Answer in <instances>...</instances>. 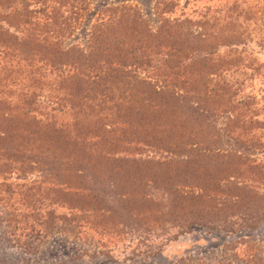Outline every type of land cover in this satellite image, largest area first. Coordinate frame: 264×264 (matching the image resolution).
Returning a JSON list of instances; mask_svg holds the SVG:
<instances>
[{
	"label": "rangeland",
	"instance_id": "rangeland-1",
	"mask_svg": "<svg viewBox=\"0 0 264 264\" xmlns=\"http://www.w3.org/2000/svg\"><path fill=\"white\" fill-rule=\"evenodd\" d=\"M14 8L20 9L21 15L27 16L31 22L50 20L47 35L63 48L80 47L84 50L94 30L97 33L112 28V36L117 40L111 43L113 49L117 52L134 49L137 57L134 65L137 67L130 64L129 72L134 73L137 81L152 77L151 72L159 66L162 55L156 54L155 49L149 53L147 45L139 47L140 53H136L137 42L127 41L124 25L118 24V17L123 19L128 13L143 20L150 31L169 27L172 34L180 37L185 32L182 20L197 22L209 16L211 21L210 15L216 14L225 23L224 28L228 23L230 30L250 37L246 48L251 54L248 59L263 67L261 75L248 79L242 88L244 94L254 96L251 107L257 110L251 115L253 127L231 128L221 117H215L213 121H209L210 118L198 125L185 124L182 129L186 130L173 135L183 143L176 148L165 145L164 135L161 145L154 149L142 143L133 144V140L144 138L151 131H145L144 136L143 132L121 130L117 125L116 130L110 131L114 119L119 121L133 116L124 106L116 107V111H109L104 106L101 111L90 113L85 107L76 105V97L68 96L69 103H65L64 94L57 90L59 82L54 70L50 71L51 67L43 59L37 60V54L32 65L0 59V69L15 66L13 70H18L17 74L8 68L2 70L0 97L16 100L21 87L34 81L38 85L30 86V91H35L40 105L47 106L43 112L50 110L58 123L65 124L72 131L85 125L92 128L94 124L105 123L104 131L109 133L106 141L115 143L109 152L118 158L112 161L115 164L112 170L109 167L96 168L97 183L94 190L84 194L79 222L61 220L45 235L34 236L33 233L41 221H48L37 207L68 215L69 211L75 212L70 207L76 205L75 202L66 198L58 204L50 203L45 197L38 196V191L37 196L34 193L27 198L21 197V185L25 181L28 184L31 178L39 179L37 170L25 179L13 172L6 183L0 178V264H264V210L260 209L262 216L255 220L256 223L252 222L258 214L254 207L264 205V178L253 174L261 170L264 175V40L261 45L258 42V37L264 36V0H0V29H12L7 23L14 21L9 13ZM119 10L127 11L119 13ZM221 21L217 23L218 27L223 26ZM132 25L146 32L144 24L139 21L133 19ZM132 34L129 32L128 38ZM109 52L112 55V51ZM36 68L45 76L40 79L42 84L37 81V76L28 73ZM128 83L132 82L129 80ZM133 90L139 93L144 89L135 85ZM161 113V110L150 111L149 115L155 122L160 116L156 125L158 129L161 122L168 119V115ZM41 145L33 142L30 151L29 146L18 148L32 154L33 151L40 152ZM190 149H195L200 156L197 163L201 167L192 174L193 179H198L200 185L208 177L218 178L220 183L215 184L216 191L210 193L214 200H198L192 212V217L197 216L201 221H205L203 214L213 212L212 224H194L180 231L176 224L165 221L166 209L162 205L168 191L161 184L162 178L166 177L165 171L161 172L160 178L157 176L160 166L145 161L141 166L132 158L162 161V156L165 155L166 159L170 151L185 155ZM238 155L245 164H238ZM255 164L261 167L254 168ZM135 178L140 181L134 183ZM233 184L239 188H234ZM136 190L143 194L141 198L135 195ZM235 193L240 198L232 196ZM11 214H14L13 219H9ZM224 216L231 221L232 230L224 229L228 228ZM6 229L27 236L31 230L33 234L25 238L29 247L19 246L21 239L17 241L11 232L5 234Z\"/></svg>",
	"mask_w": 264,
	"mask_h": 264
},
{
	"label": "trees",
	"instance_id": "trees-1",
	"mask_svg": "<svg viewBox=\"0 0 264 264\" xmlns=\"http://www.w3.org/2000/svg\"><path fill=\"white\" fill-rule=\"evenodd\" d=\"M9 13L14 21L7 23L12 29H0V59L2 61L9 59L15 63L24 61L32 65L37 54V60L43 59L45 64L51 67L50 71L54 70L56 80L59 82L57 90L64 94L65 103H69L68 96L76 97V105L85 107L90 113L101 111L104 106L109 111H116V107L124 106V109L133 116L119 121L114 119L115 125L109 126L111 132L116 130L117 126H120L117 128L121 130L143 132L144 136L147 133L145 131L156 132L133 140L135 146L142 143L157 149L165 135V145L176 148L183 143L176 137L177 135H173L186 130L182 129L185 124L198 125L210 118L209 121H213L215 117L227 120L225 122V125H229L227 127L241 128L243 125L253 127L251 115L257 110H252L251 107L254 96L244 94L242 88L248 79L261 75L263 66L248 59L251 54L246 48L250 37L242 35L237 30H230L228 23L224 28L225 23L219 20L216 14L210 15L211 21L208 20L209 16L198 19L197 22L182 20L185 32L181 37L172 34L169 27L165 30L159 28L160 30L150 31L143 20L133 13L126 14L123 19L119 16L120 21L117 23L124 25L126 40L129 39L133 44L137 42L136 53H140L139 47L147 45L149 53H152L151 49H155L156 54L162 55L158 61L159 66L151 72L152 77L147 76L137 81L134 73L129 72V65H134L137 61L134 49L131 47L130 51L125 48L118 52L117 49H113L111 43L117 40L112 36L113 33L110 31L112 28L97 33L94 30L84 50L80 47L63 48L47 35L50 20L31 22L27 16H22L20 9L17 8ZM127 16L132 19H127ZM133 19L144 24L146 32L135 28L132 25ZM219 21L224 23L223 26L218 27ZM129 32L133 33L130 38ZM258 39L261 45L264 36ZM14 67L6 68L17 74L18 70H13ZM6 68L0 69V83L3 78L2 70L6 71ZM28 73L32 77L37 76L39 84L43 83L40 79L45 76L40 69L36 68ZM129 80L132 83H128ZM36 85L38 84L34 81L23 85L16 100L0 97L1 182L6 183L11 172L25 179L27 175L31 177L32 171L37 170L39 179L31 178L28 184L25 181L21 185L23 190L20 192L21 197L27 198L34 193L37 196L40 192L38 196L45 197L50 203L58 204L69 198L76 205L70 206L75 212L69 211L68 215L57 213L54 209L45 210V207L41 209L37 207V211L42 212L48 221H41L38 224V229L33 231L34 236L50 233L54 225L64 219L79 222L80 214L83 213L84 194L94 190V184L97 183L98 177L94 175L97 173L96 168L99 167L101 170L102 167H109L112 170L115 166L112 161L118 159L109 152L110 148L115 147V143L112 140L106 141L109 140L107 139L109 133L104 131L105 123L94 124L92 128L85 125L72 131L65 124L58 123L50 110L43 112L47 106L40 105L35 91H30V86ZM135 85L142 86L144 90L137 93L133 90ZM157 110H161L163 115H168V119L161 122L159 129L156 125L160 122V116L156 122L149 117L150 111ZM157 133L161 136L159 137ZM33 142L42 144L40 152L33 151L32 154H27L25 150L18 148L29 146L30 151ZM237 157L238 164H245L241 155ZM164 158L165 155L162 156V161H153L150 158L132 160L138 161L137 164L141 166L145 165L144 161L160 166L157 171L160 173H156L160 178L161 172L165 171L163 173L166 177L162 178L164 180L161 183L168 191L162 205L166 209L165 221L176 224L180 231L194 224H212L213 212L203 214L205 221L199 220L197 216L192 217V212L200 200L210 202L214 200V195L210 193L216 191L214 185L219 184L220 180L208 177L200 185L197 183L198 179H193L192 174L201 167L197 163L200 156L195 149H190L185 155L170 151L169 156ZM248 158L246 157V160ZM258 167L261 165L255 164L254 168ZM253 174L264 178L261 170ZM139 181L140 178L134 179V183ZM236 184H233L234 188H239ZM216 187L219 188L217 185ZM30 190L34 192L31 193ZM140 192L135 191L138 198L143 196ZM250 192L256 194L255 191ZM232 196L240 198L237 193ZM35 201L43 204L39 200ZM94 205L96 208V204ZM254 208L258 210L260 216L257 214L252 222L262 216L263 211L260 209L264 210V205H256ZM12 216L14 217V214L8 218L13 219ZM223 218L226 220L225 216ZM226 221L228 228L224 229L232 230L231 221ZM16 230L18 232L19 229ZM10 232L17 241L18 238L21 239L18 242L19 246L29 247L25 238L33 234L31 230L28 236L20 232L19 235L15 234L12 229L5 230V234Z\"/></svg>",
	"mask_w": 264,
	"mask_h": 264
}]
</instances>
